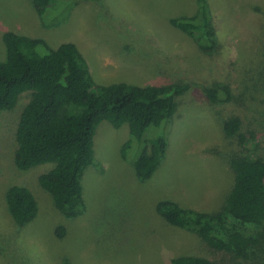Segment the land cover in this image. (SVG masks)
Here are the masks:
<instances>
[{
  "label": "rangeland",
  "instance_id": "1",
  "mask_svg": "<svg viewBox=\"0 0 264 264\" xmlns=\"http://www.w3.org/2000/svg\"><path fill=\"white\" fill-rule=\"evenodd\" d=\"M64 0L43 23L33 0H0V59L5 31L46 39L52 47L75 42L98 84L139 85L189 82L168 126L167 154L148 180H140L133 160L136 141L125 160L129 124L103 121L95 135V159L83 177L86 210L65 217L39 176L53 163L21 170L15 164L16 130L30 100L0 113V264H173L180 255H197L220 264H264L262 250L251 259L214 250L196 233L170 224L157 211L163 199L189 208L215 211L234 182L231 159L237 154L264 160V0H208L216 29V49L203 52L186 32L170 23L194 15L197 0ZM52 7V8H51ZM229 84L234 99L212 103L204 86ZM232 115L254 134L246 149L224 132ZM157 129L150 127L149 139ZM29 187L39 202L36 218L18 225L8 211L6 191ZM64 225L60 237L56 230ZM264 234V229L260 230Z\"/></svg>",
  "mask_w": 264,
  "mask_h": 264
},
{
  "label": "trees",
  "instance_id": "2",
  "mask_svg": "<svg viewBox=\"0 0 264 264\" xmlns=\"http://www.w3.org/2000/svg\"><path fill=\"white\" fill-rule=\"evenodd\" d=\"M74 1L73 5L79 0ZM43 23L48 12L64 0H33ZM197 0L194 15L174 16L170 23L189 34L208 54L216 49V29L207 4ZM55 9H50V6ZM51 7V8H52ZM5 57L0 59V113L13 109L20 96L30 93L16 130L15 164L29 170L40 164L54 166L39 176V184L53 198L55 207L67 218L86 210L82 177L86 169L98 166L95 135L103 121L116 128L129 124L130 138L122 147L125 160L136 141L142 147L133 160L140 180H148L166 157L168 126L178 109V98L190 88L189 82L139 85L126 81L111 84L95 82L88 61L75 42L52 47L42 37L17 31L3 33ZM264 81V72H263ZM212 103L234 99L229 84L204 86ZM150 127L157 129L149 139ZM228 137H236L250 148L254 134L243 130L242 119L232 115L224 122ZM234 182L222 208L205 211L189 208L172 199H163L157 211L170 224L198 234L214 250L251 259L262 250L264 234V160L251 154L231 159ZM6 205L14 221L25 226L39 212L34 192L25 185L8 187ZM56 233L63 237L64 225ZM173 264H220L197 255H180Z\"/></svg>",
  "mask_w": 264,
  "mask_h": 264
}]
</instances>
